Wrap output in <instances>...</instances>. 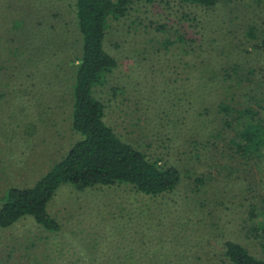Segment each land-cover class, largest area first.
I'll return each instance as SVG.
<instances>
[{
	"label": "rangeland",
	"instance_id": "374dc122",
	"mask_svg": "<svg viewBox=\"0 0 264 264\" xmlns=\"http://www.w3.org/2000/svg\"><path fill=\"white\" fill-rule=\"evenodd\" d=\"M263 35L264 0L212 8L141 1L111 22L103 48L117 65L93 88L107 124L151 159L214 174L202 184L185 177L158 197L122 184H62L48 204L61 229L43 231L28 217L0 229V264H229L226 240L264 259V233L250 230L264 224L262 169L225 153L186 161L194 139L232 138L219 104L251 107L264 120V52L254 48ZM80 37L74 0H0V197L31 186L77 140L71 86ZM228 165L238 168L232 176Z\"/></svg>",
	"mask_w": 264,
	"mask_h": 264
},
{
	"label": "trees",
	"instance_id": "16d2710c",
	"mask_svg": "<svg viewBox=\"0 0 264 264\" xmlns=\"http://www.w3.org/2000/svg\"><path fill=\"white\" fill-rule=\"evenodd\" d=\"M141 1L148 3L156 0H74L76 23L81 35V55L73 71L71 129L78 138L65 156L31 186H10L4 190L0 197V229H8L28 217L39 229L58 232L61 225L48 212V204L62 184L68 183L78 191L94 186L122 184L137 193L158 197L175 192L185 177L200 184L212 178L214 173L207 168L191 176L190 170L184 172L176 164L151 159L138 147L122 140L105 121L104 102L94 95L93 88L103 85L107 75L117 65L115 58L103 48L107 28L111 22L123 18L133 3ZM179 1L212 8L222 0ZM254 48L264 52V35L254 44ZM218 108L223 115L221 128L233 130L229 143H216L210 138L201 141L194 139L191 143L194 152L189 150L186 161L191 158L200 163L207 153L210 156L225 153L236 157L244 167L262 169L260 179L264 182L263 118L251 107L239 110L235 106L219 104ZM216 137H221V133L212 136L213 139ZM210 160V168L216 167L217 173L223 171L215 166L213 159ZM224 169L227 176L238 171L231 165ZM250 213L252 215L253 211ZM254 225L250 230L258 238L260 233H264V224L255 222ZM260 245L264 248V238ZM222 251L223 260L229 264H264V259L232 240L223 242ZM119 264L142 263L123 260Z\"/></svg>",
	"mask_w": 264,
	"mask_h": 264
}]
</instances>
